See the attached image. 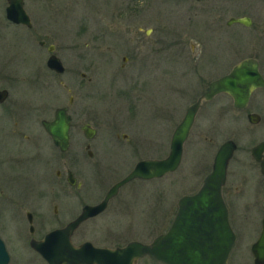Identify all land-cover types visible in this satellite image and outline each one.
<instances>
[{
    "label": "rangeland",
    "instance_id": "obj_1",
    "mask_svg": "<svg viewBox=\"0 0 264 264\" xmlns=\"http://www.w3.org/2000/svg\"><path fill=\"white\" fill-rule=\"evenodd\" d=\"M25 1L26 10L35 24L31 32L7 22L6 2L0 0V88L10 91L8 101L4 106L0 105V112L12 113L9 125L12 129L24 128L23 132L29 135L41 134L45 159H51L49 165L34 167L35 177L31 183H40L38 179H44L40 194L35 192L28 198H31L29 204L33 203L32 207L40 214L35 236H43L49 230L66 225L80 214L84 205L99 203L111 186L129 174L139 160L167 157L173 132L182 121L186 108L207 89L209 81L226 74L246 57L258 58L264 75V39L256 36L261 21L248 29H236L232 38L216 37L208 42L205 38H190L186 49L188 56L181 61L175 56L180 47L174 45L171 52L166 51L167 30L173 19L171 7L164 0H155L151 12L132 20L127 14L118 13L116 4H120V0ZM172 7L175 8V2ZM177 16L173 18L177 19ZM147 30L153 31V42L147 43L140 52L126 51L125 47L131 46L128 42L133 32L139 31L143 37ZM33 32L37 34L31 35ZM103 34L119 38L120 42L116 40L115 43L120 49L110 55L95 50L86 54L84 43L90 37L96 39L93 41L96 45L105 46L110 42L115 45L113 39L103 42L99 38ZM44 39L48 43L58 39L55 41L60 45L79 46V50L63 47L59 51L65 73L55 74L46 67L49 54L39 49V41ZM192 44L196 46L194 52L191 51ZM203 45L210 49L212 59H208L213 63L205 61L203 64ZM171 55H174L172 63L176 66L173 83L179 89L183 87L182 97L177 91L174 96L166 84L165 65ZM124 56L130 60L123 68ZM153 68L157 73L155 76L151 75ZM185 72L187 77L183 79ZM72 95H81L82 100L86 97L89 101L90 111L84 122H91L99 129L93 143L97 146L101 142L100 146L107 153L105 157L112 150L114 152L102 164L97 162L98 159L80 160L86 154L87 140L82 130L80 137L76 134L72 138L70 151L63 156L43 133L41 121L52 120L55 109L68 105ZM251 98L245 110L234 108L233 99L227 94L219 95L214 104H205L185 143L180 168L161 179L135 180L124 186L105 212L81 225L73 241L76 244L91 241L97 246L112 248L133 240L149 243L168 231L178 200L200 187L212 170L220 146L227 140H236L240 146L236 153L240 159L238 166L244 162L243 149H250L254 142L251 133L264 132V89L257 90ZM172 100L173 105L169 103ZM133 103L138 104V108L129 107ZM165 107L169 112L173 111V117L171 113L166 116ZM252 112L262 118L258 124L250 123L248 114ZM211 124L215 126L211 128ZM118 132L128 133L130 140H117ZM108 142L113 143L115 149L108 148ZM7 143L10 145L13 141ZM104 164L117 169L102 179L100 168H105ZM68 168L83 182L81 189L72 188L53 176L57 169L66 175ZM27 183L29 180L23 178L12 179L7 183V189L25 190ZM28 186L32 187L30 183ZM53 188L56 191L53 192ZM55 205L59 209L58 216L53 213ZM4 238L11 257L9 264H46L29 245L28 226H22L16 232L5 231ZM238 252L239 249L230 264L237 261ZM138 264L153 263L144 258Z\"/></svg>",
    "mask_w": 264,
    "mask_h": 264
},
{
    "label": "flooded vegetation",
    "instance_id": "obj_2",
    "mask_svg": "<svg viewBox=\"0 0 264 264\" xmlns=\"http://www.w3.org/2000/svg\"><path fill=\"white\" fill-rule=\"evenodd\" d=\"M5 2H6V8H5V12H6L7 7H8V1L5 0ZM154 2L156 1L155 0H122V1L120 0V4L119 3L116 4V7H118V13L120 15L127 14L128 18L132 20L137 17L140 18V16L151 12L152 7H154ZM164 2L167 5H170L171 7L170 16L173 19L172 23L169 25L168 30H167L168 36H169L168 37L169 42H168L166 51L171 52L173 50L174 45L180 47L179 48L180 52L175 55L178 60L182 61L183 59L185 60V58H187L188 55H187L186 49L189 45L188 39L190 38H202V39L205 38L207 39L206 40L207 42L208 40L215 39L216 37L224 36V37L232 38L233 31H236V29L238 30V29L251 28L256 24L257 21H261L262 26L261 28H259L260 30L258 29V32H257L258 35L256 36H260L264 39V0H164ZM173 2H175V8L172 7ZM24 7L26 9L25 0H24ZM146 8L147 9L149 8V11L144 12ZM175 15H178L177 19L173 18ZM5 18L7 19V22L10 25L12 24L15 26L24 27L30 32L34 30L35 28L34 20L32 19L31 16H30V19L32 22L31 26H28L22 23H14L12 20H10L7 17V14L5 15ZM240 19L244 20V22L238 21ZM38 30L41 31V28L39 27ZM152 32L153 31L150 32V30H147L146 33H144L143 37L140 35L139 31L133 32V36L131 38L132 42L131 41L128 42V44H131V46H126L125 47L126 51H129V52L133 51L134 53H137V52H140L139 50H142L147 43L151 44L153 42V40H151ZM33 34H37V33H34V32L31 33V35ZM104 34L99 36V38L102 39L103 42H104V39L107 42L109 39H113L114 41L113 43H115L116 40H118L117 42H120L119 38H114V36L112 35L106 36ZM55 40L58 41V39H55ZM55 40L49 43L45 39L39 41V49L41 48L42 52L44 51L48 52L49 54L48 59L51 57V55L59 56L60 54L59 51L61 52V49L63 47L79 50L78 49L79 46L74 47L72 45H68V46L60 45ZM95 40L96 39H92V37H90L89 40L84 43L86 54L87 53L92 54V52L95 50V51L101 52L102 54L110 55V54L116 53L115 49L116 50L120 49V47L116 46L117 43H115V45H111V42H110V44L108 43L109 45H105V46L103 44L96 45L93 42ZM204 44H206V42ZM192 45L193 47L191 48V51L194 52L196 50V46L194 44ZM203 50L205 54L204 59H203V64H205V61L206 63H213L211 62L212 58L210 56V53H211L210 49L209 50L206 49V47H204L203 45ZM60 58L62 60V57ZM169 58H168L169 59L168 65H167V62L165 65L166 84L169 85V90L174 96H175L174 93H176L177 91V92H180L181 97H182L185 92L183 89H181L183 87H180L179 89L173 83V81L175 80L174 74L176 73V71H174V68L176 66L173 65L174 63H172L175 61L174 55H171ZM208 58H211V59H208ZM48 59H47V62H48ZM129 60H130V57L128 56L123 57V63H122L123 68L126 66V64H128ZM260 66H261V63H260ZM47 68L51 72L58 74L52 69H50L49 67ZM151 75H154V76L157 75L156 70L154 72V68L151 70ZM183 76H184L183 79H185V76L187 77V73L185 72ZM82 77L85 78L86 74L85 76L82 75ZM214 80H216V78L208 82L207 89L209 88L211 82H213ZM204 81L206 82L207 80H204ZM0 89L8 90L6 88H0ZM207 89H205L202 92V94ZM254 93L252 94V97ZM202 94H200L192 104H194L202 96ZM9 96H10V91L8 90L7 98L4 101L0 102V105L4 106L5 103L8 101ZM218 96H216L214 99H211V100H203L200 110H202L205 104H214L215 100L218 99ZM87 101L88 100H86V97H84L82 100L81 95H78V96L72 95L69 98L68 105L64 106V107H67L68 114L71 116V127H70V137H69L70 147H71L72 138L76 136V134H78L80 137V131L82 130L83 135L87 140L85 141L86 154L80 157V160L83 162L84 161L91 162L93 160L98 159L99 161L97 160V162L102 164V161L104 159H107V158L109 159L110 157H112L111 154L114 152L112 150L109 156L105 157L107 153L104 152L103 150L104 148L100 146L101 142L97 146L96 144L93 143V141L98 136L99 129L97 126H94L91 122H84V118L88 116V113L90 111L89 110L90 104L88 103L89 101L88 102ZM171 102L173 105V100L170 101L169 103ZM191 105H189L186 108L185 114ZM129 107L138 108V104L135 105L133 103V105ZM165 109H166V112H165L166 116H169V114L171 113L172 115L171 117H173L174 115L173 111L169 112V109H167V107H165ZM56 110L57 108L55 109V113H56ZM200 110H198L199 112L196 116V120L192 127V130L197 122L198 116L200 114ZM135 113H136V110L133 112V114ZM11 116H12V113L9 111L0 112V237L2 238L4 242H6L4 238L5 231H15L16 232L22 226H24V228L28 226L29 234H30L29 242L31 243L33 239L42 240L44 239L46 235L44 234L43 236H35V234L37 233V224L39 222L40 214L36 209L32 207L33 203L29 204L28 202L31 199L30 198L28 200L29 196L33 197L32 195L35 194V192L40 194V189H44V188H41V187H44V184L42 183L44 182V179H38L40 183L38 182L31 183L34 180L33 177H35L34 167L37 164L49 165L51 164V159H45L46 155L43 152V147L41 144V141L43 139L41 134L36 135L33 133L32 135H29L26 132H23L25 130L24 128H13L12 129L11 127H9L11 120L13 119V116L12 117ZM54 117H55V114H54ZM43 121L44 119L41 121L42 129L44 131L43 133L47 135V139L53 142V145L56 148V150L60 152V156H63L64 154L68 153L70 151V147L67 151L63 152L60 150L59 147L55 145L52 137L46 131L43 125ZM82 123L83 125L81 126ZM88 125L93 129L92 130L93 133L91 137H87V135H85L84 128L85 126L88 127ZM214 126L215 124H211V128H213ZM251 135L254 136V138H252L254 142L250 149L248 148L243 149L244 153H242V155L245 156V158L242 160L244 162L240 161L241 163H239L238 166L237 164L240 159L237 157L236 153L240 149V146L238 145L236 140H234L237 144V148L235 150L233 158L229 162L226 182L222 187V196L224 200L223 202H225L226 208L228 210L229 222H230L231 228L233 229L236 235V241L231 250L228 264H230V261L232 262L233 257L235 255V251L237 252L238 249H239V252H238V255H236L238 259L236 262H234V264H264V247H259V249H257L255 252V248L257 247L258 242L260 241L261 236L264 232V147L260 148V146L264 144V132L253 131ZM116 138L117 140H121V141H129L130 135L128 133L121 134L120 132H118L116 134ZM8 140L13 141V144L9 145L7 143ZM252 140L250 139V141ZM106 145L108 146V148L115 149L114 144L111 142H108ZM92 146H94V148ZM118 151L120 155V150ZM255 155L256 156L259 155L260 158L257 159ZM122 157L123 156H121V158ZM105 168L108 169V170L106 169L107 173H105ZM105 168L104 167L100 168L101 175H102V177L100 178L102 179L105 178L106 175L114 173L117 169L114 167L112 168L106 167V165H105ZM70 171L73 172L74 177L76 178L75 185L70 184L69 180L67 179ZM96 173H98V176H99L98 170H96ZM12 175H15V176H12ZM53 176L56 178L57 181L63 180V182H67L68 185L72 188L81 189V187L83 186V182L79 180L76 172L71 170V168L67 169L66 175H64L62 170L57 169ZM20 178L29 180V183L30 185H32V187H29L28 186L29 183H27L25 190L7 189L8 182L12 181V179L17 180ZM203 182H204V179L201 182L200 187L196 191L190 194H184L183 196L191 195V194L193 195L197 193L202 187ZM52 190L53 192L56 191L55 188H53ZM44 194L45 193H43V195ZM53 210H54L53 212L54 215L58 216L59 209L57 205L54 206ZM177 211H178V206H177ZM91 219L92 218H90V220ZM66 225L57 227V228L60 229L62 227H65ZM17 235L18 233H16V236ZM17 237L20 238V236H17ZM73 244L75 246L79 245V244H76L74 241H73ZM32 250L37 255L42 257L33 248ZM144 258H149L153 264H164L162 262L155 261L154 258L152 259L149 256L139 259L138 261H136L135 264H138V262Z\"/></svg>",
    "mask_w": 264,
    "mask_h": 264
},
{
    "label": "water",
    "instance_id": "obj_3",
    "mask_svg": "<svg viewBox=\"0 0 264 264\" xmlns=\"http://www.w3.org/2000/svg\"><path fill=\"white\" fill-rule=\"evenodd\" d=\"M7 1V17L14 23L31 26L24 0ZM238 21L244 22L241 19ZM259 66L257 58L246 57L226 75L211 82L202 96L188 108L183 120L175 129L167 157L140 160L129 175L111 186L101 202L84 205L80 214L65 227L49 231L42 240L33 239L31 247L47 264H135L145 256L164 264H228L236 235L231 228L228 210L223 202L222 187L226 182L229 162L237 148L234 140H227L220 146L212 170L205 177L200 190L179 199L178 211L169 230L155 237L150 243L133 240L125 246L101 248L91 241L75 246L71 239L85 221L99 216L108 208L110 201L119 194L123 186L134 180L160 179L179 169L185 143L203 100H211L226 93L232 97L236 109L247 108L253 92L264 88V75ZM47 67L59 74L66 71L64 63L57 55H51ZM7 96L8 90L0 89V102ZM67 110V107H60L56 110L53 120L43 121L55 145L63 152L70 147L71 116ZM248 119L251 123L261 120L257 113H250ZM92 130L89 125L85 126V135L91 137ZM263 147L264 144L260 146ZM255 157L260 158L259 155ZM67 179L70 184H76L72 171ZM259 247H264V232L255 252ZM10 259L6 243L0 237V264H9Z\"/></svg>",
    "mask_w": 264,
    "mask_h": 264
}]
</instances>
